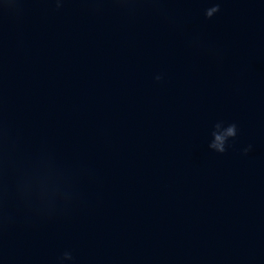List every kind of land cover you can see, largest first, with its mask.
<instances>
[{
    "label": "water",
    "instance_id": "obj_1",
    "mask_svg": "<svg viewBox=\"0 0 264 264\" xmlns=\"http://www.w3.org/2000/svg\"><path fill=\"white\" fill-rule=\"evenodd\" d=\"M18 7L0 13V127L76 202L47 218L10 200L0 264H264V0ZM217 121L238 128L223 154Z\"/></svg>",
    "mask_w": 264,
    "mask_h": 264
},
{
    "label": "clouds",
    "instance_id": "obj_2",
    "mask_svg": "<svg viewBox=\"0 0 264 264\" xmlns=\"http://www.w3.org/2000/svg\"><path fill=\"white\" fill-rule=\"evenodd\" d=\"M20 0H4L0 5V13H19ZM66 0H54L57 10L61 9ZM95 3L107 2L124 12H135L142 6L155 5L159 0H94ZM99 10V9H96ZM220 11L219 3H214L204 10L206 19H211ZM163 79L156 75L155 80ZM238 128L235 123L225 124L217 121L213 125L211 141L208 147L216 153L223 154L230 147V141L237 137ZM251 150V145L243 149L244 154ZM50 159V158H49ZM15 174L14 191H9L8 176ZM10 200L14 201V209L29 217H53L59 212H68L76 202L72 188V177L53 164L42 167L37 162H28L18 156L16 146L7 133L0 127V234L12 223ZM71 251L65 250L55 264L73 261Z\"/></svg>",
    "mask_w": 264,
    "mask_h": 264
}]
</instances>
